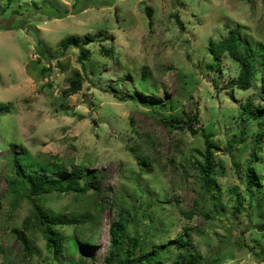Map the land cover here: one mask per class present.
<instances>
[{
    "label": "rangeland",
    "instance_id": "374dc122",
    "mask_svg": "<svg viewBox=\"0 0 264 264\" xmlns=\"http://www.w3.org/2000/svg\"><path fill=\"white\" fill-rule=\"evenodd\" d=\"M231 31L251 53L264 44V0H0V264H55L31 225V251L13 234L33 207L9 185L15 159L29 173L49 170L50 158L62 161V172L82 165L99 173L102 198L54 192L37 201L93 220L77 227L85 241L93 238L75 255L86 252L87 264H105L121 215L146 252H165L167 264L180 253L167 245L179 234L186 240L185 227L201 264H264V137L252 158L260 122L244 114L246 104L264 108V87L256 75L253 88L239 90V62L210 52ZM70 36L80 45L97 38L81 47L83 63L80 48L62 49ZM144 69L150 81L139 80ZM72 79L81 91L65 98ZM206 137L216 179L209 193L195 162L205 163ZM251 160L260 187L250 193ZM142 255L137 248L136 259Z\"/></svg>",
    "mask_w": 264,
    "mask_h": 264
},
{
    "label": "trees",
    "instance_id": "16d2710c",
    "mask_svg": "<svg viewBox=\"0 0 264 264\" xmlns=\"http://www.w3.org/2000/svg\"><path fill=\"white\" fill-rule=\"evenodd\" d=\"M10 4V3H8ZM147 17L152 23L153 13L152 9L147 8ZM177 18V24L180 28H184V24L180 21L178 15H174ZM241 35L237 32L231 31L225 38H221L209 44L210 52L216 57L220 58L222 55L228 53L232 58L239 62L240 71L237 76L236 81L233 84L243 91H247L255 86V76L258 75L261 79V85L264 87V44H254L251 47L252 53L243 49ZM97 41V38L92 36H87L84 45L88 46ZM81 40L77 36H70L66 41L62 42V49L68 50L71 47L80 48L79 62L83 63L88 58V53L86 49L81 48L84 45H80ZM105 55L107 57H112V52L105 47H102ZM253 52L255 55H253ZM150 79L148 70L144 69L142 71L140 81H147ZM138 80V81H139ZM150 81V80H149ZM70 87L64 91L65 98L75 95L81 91L82 83L80 79H72L69 82ZM163 107V106H162ZM245 116L252 115L254 118L260 122V131L255 135V146L252 148L253 152L251 157L257 158L258 153L262 152L263 149V137H264V108L261 109H251V107L246 104L244 107ZM197 120V115L194 117ZM165 124L171 125L172 122H177V118H171L170 121L166 118H162ZM179 124V123H178ZM180 130H185L183 126L179 125L177 127ZM188 129L193 133L197 134L195 130L191 127ZM206 153L204 154V162H196V167L200 173V179L205 187V191H209L215 187L216 179L213 177V149L214 145L208 137H206ZM15 165H11V179L9 185L18 197L27 199L32 204L31 216L28 217L22 228L15 227L12 231L17 239L22 243L24 248L31 251L29 244V232L25 230V227L31 225L34 230L41 233L46 241V246L50 253L53 255V260L55 264H87L86 263V252L81 253V255L76 258V252L84 247L85 244L89 243L90 236H86L85 239L78 235L77 227L78 225H83L87 220L90 222L89 217L79 216L75 214L63 215L61 212H56L51 208H45L44 205L37 203L41 201L44 197L57 192L59 194L73 193L75 195L84 197L85 195L93 192L97 197L102 198L101 195V180L99 179L98 171H91L82 165L77 167H72L70 171L62 172L64 167L62 161L58 158H50L45 160L43 164L49 166V170H37L36 172L26 173L22 167H17L18 160H14ZM42 164V165H43ZM142 166H150V161L147 159L142 162ZM10 168V167H9ZM68 173L65 176L61 174ZM247 188L248 192L251 193L253 187H260V178L256 175V168L253 160H251L247 166ZM211 194V193H210ZM145 193L143 192V196ZM151 197L148 199L150 200ZM243 199L239 195L237 199L236 210H241ZM152 206V201L147 203ZM216 206V205H215ZM101 209V205H100ZM146 210V209H145ZM130 220L121 215L118 220L112 222L110 227V248L108 251V256L105 259V264H167L164 260V253L159 252V249H154L152 252H146L145 245L142 244L138 237L132 236L128 232V225ZM75 225V227H74ZM261 231L263 227H258ZM184 232L188 235V238L184 240L183 235L179 234L175 239L171 240L167 245V249L170 250V246L175 245L180 250L178 259L174 261V264H201L205 258L202 254L193 250L192 240L190 236V228L185 227ZM88 242V243H87ZM139 249L143 253L141 257L136 259L135 252ZM156 248V247H155ZM1 252V248H0ZM72 257L71 260L65 261L64 258L68 256ZM217 262V260L215 261ZM4 264V263H2Z\"/></svg>",
    "mask_w": 264,
    "mask_h": 264
}]
</instances>
